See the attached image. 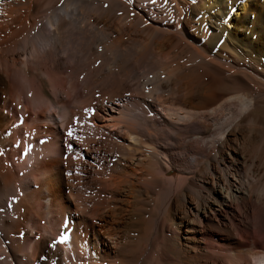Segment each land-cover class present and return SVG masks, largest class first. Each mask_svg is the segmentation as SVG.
I'll use <instances>...</instances> for the list:
<instances>
[{
  "label": "bare ground",
  "instance_id": "1",
  "mask_svg": "<svg viewBox=\"0 0 264 264\" xmlns=\"http://www.w3.org/2000/svg\"><path fill=\"white\" fill-rule=\"evenodd\" d=\"M0 264H264V0H0Z\"/></svg>",
  "mask_w": 264,
  "mask_h": 264
},
{
  "label": "rangeland",
  "instance_id": "2",
  "mask_svg": "<svg viewBox=\"0 0 264 264\" xmlns=\"http://www.w3.org/2000/svg\"><path fill=\"white\" fill-rule=\"evenodd\" d=\"M229 113L227 112L225 115H224V119H227V117H229L230 116V114L228 115ZM57 118H58V116H57ZM21 119V118H20ZM55 119H56V117H55ZM59 119H60V117H59ZM58 121V120H57ZM63 158L65 159L66 158V154L64 153L63 154Z\"/></svg>",
  "mask_w": 264,
  "mask_h": 264
},
{
  "label": "snow or ice",
  "instance_id": "3",
  "mask_svg": "<svg viewBox=\"0 0 264 264\" xmlns=\"http://www.w3.org/2000/svg\"><path fill=\"white\" fill-rule=\"evenodd\" d=\"M69 135H71V132H69Z\"/></svg>",
  "mask_w": 264,
  "mask_h": 264
}]
</instances>
